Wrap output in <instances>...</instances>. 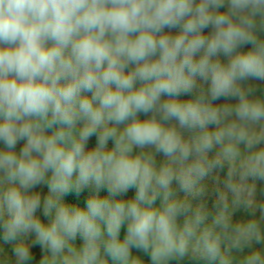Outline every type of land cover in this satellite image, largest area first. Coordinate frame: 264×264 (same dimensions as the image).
<instances>
[{
    "label": "clouds",
    "instance_id": "clouds-1",
    "mask_svg": "<svg viewBox=\"0 0 264 264\" xmlns=\"http://www.w3.org/2000/svg\"><path fill=\"white\" fill-rule=\"evenodd\" d=\"M258 27L264 0H0V264H264L261 223L233 219L264 180Z\"/></svg>",
    "mask_w": 264,
    "mask_h": 264
},
{
    "label": "trees",
    "instance_id": "trees-1",
    "mask_svg": "<svg viewBox=\"0 0 264 264\" xmlns=\"http://www.w3.org/2000/svg\"><path fill=\"white\" fill-rule=\"evenodd\" d=\"M226 10H227V4H225V6L221 9V11H226ZM258 25H259V18H258ZM179 30L180 29L178 27L177 28H171V29L165 28L164 32L165 33H169L171 35H175V34H177L179 32ZM212 31H213V28L211 26H209L208 28H205L203 30L205 35L211 34ZM257 34L262 39H264V30H261L258 27ZM250 48H251V45L247 44V45L241 46V48L238 49V51H247ZM219 59L221 60L222 63L226 64L228 62V57H226L223 53L219 54ZM131 67H134V65H130L129 66V68H131ZM197 84H198V86H202L205 90L209 87V84L207 82L201 81L199 79L197 80ZM240 84H241V87H243L245 90H247L249 88L252 89V92L249 95V99L264 98V81L258 80V79H255V78H248L246 80L240 81ZM137 86H139V84H137ZM191 98H192V94H182L179 97V99L184 100V101H186L188 99H191ZM162 99H166V97H162ZM213 103L215 105H222V104L235 105L236 103H238V99L237 98H232V97H227V98L222 97V98L214 101ZM150 115L151 114H148V116H146L145 114L141 113V114H139V118L143 120V119L149 118ZM171 123L175 124L177 122L176 121H172ZM120 127H123V125H121ZM214 127H215L214 125H210L209 126L210 129H212ZM183 134L185 135V137L190 135V133L187 132V131H184ZM23 143H24V141L18 142L17 147H16V151L17 152L23 146ZM95 144H96V137L93 136V137L90 138V140L88 142V148L89 149L93 148L95 146ZM111 146H112V142L109 141V147H111ZM240 147H241V151L242 152H246L245 146L243 144ZM260 147H264V144L256 146L255 150H258ZM3 148H4V145L2 143H0V149H3ZM216 150H218V147H217V149L213 150V153H210V156L213 155ZM135 151H139V149H135ZM153 151H154V149H153ZM155 155H156L157 163H160V162H162L165 159V157L163 156L162 153H156ZM226 174H227V167H225L223 170H217L216 172L213 173V176L219 175L221 181H223L226 178ZM249 182L252 183L253 181L250 180ZM206 183L208 184V193L206 194L204 199H205V202H206L209 210L211 211L213 203H214V200H215V193L213 191L214 180L210 177L206 181ZM254 183L256 185V191H255V197L254 198H255V201H256V204H257L255 212L252 213L250 211H245L244 209H240L234 214L233 219H234V221H238V220H241V219L247 220V219L255 218L261 223L262 229H264V219H262V213H261L260 208H259V205L264 203V180L257 179V180L254 181ZM174 187H176L175 184H174ZM31 191L38 192L43 197L44 195L47 194V186H46V184H41V185H38L36 188L32 189ZM101 194L102 195H106V191H102ZM87 195H88V191L85 190L83 193H81V195L79 197H77L74 193H71L67 197H65V199L69 203H78L80 206H84L86 198H87ZM134 195H135V189H130L124 196H122L120 198L127 200V199L133 198ZM180 195H182V193H180ZM37 214L39 216H41V219H45L43 217L42 209L40 211H38ZM181 221H182V218H181ZM125 231H126V227L122 228L121 237H123V235L125 234ZM30 239H34V236H32ZM79 243H80V241L78 239L77 240V244L79 245ZM4 247L10 253L11 246L10 245H5ZM253 248L264 251V243H260V244H255L254 243L253 244ZM250 250L251 249H245V253L244 254H247V252H249ZM32 251L35 254V260H38L40 255H41L40 247L38 245H36V246L33 247ZM132 251H133V255L140 256L145 261V264H150V258H149V256L147 254H145L142 251L137 250V249H133ZM237 255H240V254H237ZM35 260L32 262V264H35ZM172 264H177V262L174 261V262H172ZM179 264H204V262L194 261V260L191 259V257H185L183 261L179 262Z\"/></svg>",
    "mask_w": 264,
    "mask_h": 264
}]
</instances>
